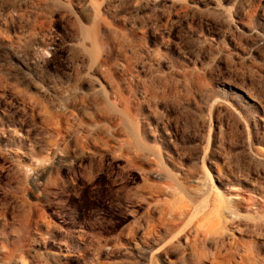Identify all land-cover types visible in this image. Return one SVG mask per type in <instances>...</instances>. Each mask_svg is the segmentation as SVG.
Returning a JSON list of instances; mask_svg holds the SVG:
<instances>
[{
  "label": "rangeland",
  "instance_id": "374dc122",
  "mask_svg": "<svg viewBox=\"0 0 264 264\" xmlns=\"http://www.w3.org/2000/svg\"><path fill=\"white\" fill-rule=\"evenodd\" d=\"M0 264H264V0H0Z\"/></svg>",
  "mask_w": 264,
  "mask_h": 264
}]
</instances>
